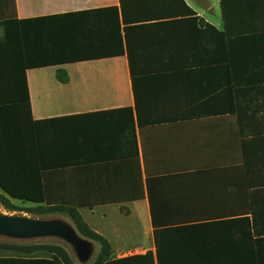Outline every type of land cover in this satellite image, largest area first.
<instances>
[{"label":"crops","instance_id":"0c3cea01","mask_svg":"<svg viewBox=\"0 0 264 264\" xmlns=\"http://www.w3.org/2000/svg\"><path fill=\"white\" fill-rule=\"evenodd\" d=\"M7 7L29 54L66 62L28 68L23 36L0 50V101H24L27 85L31 108V118L0 122V180L44 206L78 209L110 245L104 264H264V209L249 205V181L264 188V172L246 175L264 165V0ZM254 211L259 236L245 221ZM68 226L78 244L5 236L62 238L95 264L101 245ZM9 259L53 255L0 249Z\"/></svg>","mask_w":264,"mask_h":264},{"label":"trees","instance_id":"16d2710c","mask_svg":"<svg viewBox=\"0 0 264 264\" xmlns=\"http://www.w3.org/2000/svg\"><path fill=\"white\" fill-rule=\"evenodd\" d=\"M13 14L15 13V3L13 1ZM11 14L10 8L7 7V4L4 0H0V28H3L4 34L0 38V50L5 47L12 46L18 48V44L14 43L12 40L14 38L19 39L23 36V43H21L20 52L23 57L25 55V60L27 61V66L29 67H39V66H48V63L55 62L56 64H62L66 62L60 59H53V61H47L44 55V61L37 60L31 54L27 52V44L25 43V28L18 22ZM188 14L195 15V13L188 9ZM26 45V46H25ZM37 63H33V62ZM57 78L63 84L68 82V76L65 71L59 70L57 73ZM26 89V98L24 101H0V122L8 123L9 116L16 115V120L21 121L23 116L28 115L31 118V108L29 104V95ZM255 162V161H254ZM252 164V167H247L246 175L258 176L264 172V165L258 166L255 162ZM264 175V174H263ZM249 184L252 188L251 198H250V209H264V188L263 183L257 182V180L251 179ZM261 186V187H260ZM0 189L8 194L10 197L0 193V205L10 212L21 211L12 200H18L22 204L33 203L38 206H33V208L27 209L26 213L35 214V215H48L54 213H64L67 214L73 221L76 229L80 235L86 239L97 242L101 245L102 252L100 257L97 259L95 264H104L106 259L111 253L110 245L106 240L93 231L89 225L83 219L81 213L78 209L71 207H53V206H44V199L37 196L29 195H20L15 190L11 189L6 183L0 180ZM11 198V199H10ZM263 199V200H262ZM246 222H251L254 225L253 231L259 236V231L257 230V225L259 224V216L256 211H254L251 218H246ZM155 223V222H154ZM157 233V231H156ZM158 241V240H157ZM159 248V242H158ZM0 249L13 250L25 254H34L36 252H48L53 255V259H32V260H0V264H74L68 252L61 246L49 245V244H38V245H13V244H0Z\"/></svg>","mask_w":264,"mask_h":264},{"label":"rangeland","instance_id":"374dc122","mask_svg":"<svg viewBox=\"0 0 264 264\" xmlns=\"http://www.w3.org/2000/svg\"><path fill=\"white\" fill-rule=\"evenodd\" d=\"M5 3L8 5L11 4V0H4ZM17 207L21 209V211L17 212H10L4 209L0 205V215L9 217V218H17V219H25L26 221H31L35 223H52L55 222V220H58L60 218H54L52 216H42V215H35V214H29L24 211L27 209L33 208L31 205H26V204H21V203H16L15 204ZM29 219V220H27ZM62 224L64 225H71L73 226V222L67 218H61ZM74 227V226H73ZM0 243L1 244H25V245H30V244H55V245H60L65 247L70 254L73 256L74 260L77 262V264H94L93 262H79L78 258L76 256V250L74 244L62 239V238H50V237H38V238H27V239H18V238H13L10 236H5L4 234H0ZM98 245H96V248ZM96 254V251H95ZM40 255L47 256V253H40Z\"/></svg>","mask_w":264,"mask_h":264},{"label":"water","instance_id":"95a60500","mask_svg":"<svg viewBox=\"0 0 264 264\" xmlns=\"http://www.w3.org/2000/svg\"><path fill=\"white\" fill-rule=\"evenodd\" d=\"M0 234L15 236L59 235L78 244L76 232L58 222L35 223L25 219L9 218L0 215Z\"/></svg>","mask_w":264,"mask_h":264}]
</instances>
